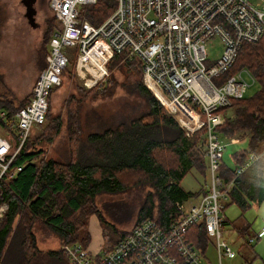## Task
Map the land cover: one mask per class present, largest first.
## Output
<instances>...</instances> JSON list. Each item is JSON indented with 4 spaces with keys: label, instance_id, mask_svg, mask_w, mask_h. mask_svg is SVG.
Instances as JSON below:
<instances>
[{
    "label": "built area",
    "instance_id": "1",
    "mask_svg": "<svg viewBox=\"0 0 264 264\" xmlns=\"http://www.w3.org/2000/svg\"><path fill=\"white\" fill-rule=\"evenodd\" d=\"M96 2L49 0L57 27L31 96L10 121L14 133L0 134V178L10 171L32 129L44 123L51 90L62 85L72 57L88 88L105 82L115 54H121V60H138L144 84L166 113L186 134L204 130L210 174L207 191L197 201L180 202L179 215L166 227L146 218L114 245H103L97 252L79 241L61 243L60 249L70 264H211L190 237L193 225H202L222 264L223 257L237 255L223 234V210L237 178L259 158L258 153L248 154L225 181L221 162L226 144L220 137L223 115L218 109L229 105L232 98L243 97L256 79L246 67L222 76L234 66L242 44L264 34V9L249 0H117L113 12L95 25L80 11L83 5ZM214 35L224 47L219 58L208 62L205 43ZM5 114L2 110L0 116ZM7 207L6 202L0 204V217ZM263 234L264 226L248 241Z\"/></svg>",
    "mask_w": 264,
    "mask_h": 264
},
{
    "label": "trees",
    "instance_id": "2",
    "mask_svg": "<svg viewBox=\"0 0 264 264\" xmlns=\"http://www.w3.org/2000/svg\"><path fill=\"white\" fill-rule=\"evenodd\" d=\"M116 5L117 0H97L94 4L83 5L80 13L99 25ZM52 18L46 21L43 67L50 38L57 27L56 17ZM121 56L115 54L109 66L119 63ZM242 67L253 73L259 89L252 96L232 98L229 105L218 109L223 115L219 127L222 133L233 138L248 136V148L233 154L236 163L251 152L259 153L264 143V34L255 42L242 44L234 66L222 78ZM74 68L75 59H71L63 79L66 72L75 74ZM132 68L142 71L141 62L124 60L119 64V69L124 71ZM106 80L92 89L103 88ZM134 84L146 98L148 111L123 124L82 135L79 111L70 108L67 149L58 158L47 156L46 147H34L36 143H52L63 126L60 116L49 120L51 98L60 86L51 90L45 121L41 125H44L43 132L37 136L36 143L30 138L22 145L10 171L0 178V199L8 204L0 220V264H38L47 262L50 257L58 259L59 264H70L60 248L40 249L34 231L36 223L54 233L60 244L79 241L87 246L91 239L89 218L96 215L104 237L112 246L146 218H153L166 227L179 215L178 204L195 194L185 190L181 181L192 169L201 173L208 169L204 130L186 134L141 79L137 78ZM30 96L31 92L18 101L0 98V109L6 112L5 117L0 116L4 134L14 133L15 127L10 121ZM235 167L222 158L221 172L225 181L233 176ZM257 167L263 190L264 162L258 161L247 171L251 178L256 177ZM241 176L236 180L238 183ZM201 191H207L204 184ZM253 191V187L247 188L248 193ZM104 195L109 197L102 200ZM131 222L133 225L129 229L118 227ZM106 227L114 230L111 232L114 234L106 233ZM190 237L202 250L203 226L193 225ZM29 253L30 259L27 258Z\"/></svg>",
    "mask_w": 264,
    "mask_h": 264
},
{
    "label": "rangeland",
    "instance_id": "3",
    "mask_svg": "<svg viewBox=\"0 0 264 264\" xmlns=\"http://www.w3.org/2000/svg\"><path fill=\"white\" fill-rule=\"evenodd\" d=\"M2 2L4 3L0 2V98L18 101L29 96L35 79L43 69L45 62L44 32L48 24L46 21L53 19V13L47 4H43L40 12V25L29 26L22 14L17 11V7L20 9L18 0H2ZM249 2L260 9H264V0H249ZM205 47L207 60L212 62L220 57L224 46L219 36L214 35L206 41ZM71 59H75V74L66 72L62 85L55 90L51 98L49 120L60 116L63 126L59 134L55 136L52 143H36L37 136L43 132V125L39 128H33L29 137L31 141L36 143L34 147H46L47 156L55 158L63 156L62 154L67 149L70 108L73 111H79L78 117L82 127V135L90 131H102V129L118 123L123 124L131 117L140 115L149 109L146 98L134 84L137 78L144 83L141 70L132 68L124 71L119 69V64L123 63L124 60L119 61V63L115 62L109 66L110 74L109 77L107 76L108 79L104 87L92 89L83 83V78L76 72V58L72 57ZM246 78L250 80L247 76ZM259 87L258 82L252 83L247 87L245 96H252ZM0 134L4 135V129L1 125ZM220 137L226 144L224 161L229 166L235 167L236 161L233 154L248 148V136L243 134L239 138H233L220 131ZM127 179L131 178L128 177ZM209 183L208 169L205 173L192 169L181 182L185 189L192 192L199 191L203 184L207 187ZM128 193H125L126 197ZM108 197L109 195H104L101 199ZM1 203L3 201L0 199ZM223 213L224 220H226L225 216L229 220V223L224 227L223 234L224 237L230 238L231 242L233 238L237 239L236 241L234 239L232 243L237 255L234 258L223 257L222 264H264V236L256 239L252 244L247 243L248 238L264 226V204L261 206L250 204L248 209L242 211L237 204L230 203L225 207ZM1 219L2 217H0ZM245 219L249 222L248 227L242 224ZM133 222L118 227L129 229ZM89 228L91 232L94 231L92 219L89 222ZM34 231L37 235L38 245L42 250L49 251L60 248L61 244H58L56 235L45 226L36 223ZM105 232L110 234L114 230L106 227ZM240 243L243 246L242 252L237 247ZM109 244L105 238L104 245ZM30 255L29 253L28 259H30ZM206 256L211 264H219L213 240L209 241V250ZM38 264H46V262Z\"/></svg>",
    "mask_w": 264,
    "mask_h": 264
},
{
    "label": "crops",
    "instance_id": "4",
    "mask_svg": "<svg viewBox=\"0 0 264 264\" xmlns=\"http://www.w3.org/2000/svg\"><path fill=\"white\" fill-rule=\"evenodd\" d=\"M258 154H259V158L254 164H256V163L258 164V161L264 162V143H263V145H262V147H261V149H260ZM237 164L238 163H236L235 166H237ZM257 169H258V167L256 168V174H255L256 177L252 176V178H251L250 174H249L250 172H248L246 170L243 173V175L241 176L240 182L238 183L236 181L235 186L232 188L233 190H232L231 195H230V201L227 203V205H229L230 203H235L241 208L242 211H244V210L249 208L250 204L257 205V206H261V205L264 204V189L263 190L260 189L261 180H260L259 171ZM263 170H264V168H263ZM263 177H264V171H263ZM251 187L254 188V191L252 193H248L247 192V188H251ZM207 188H208V186L206 187V189ZM234 188H236V189L234 190ZM185 190H187V189H185ZM203 193L204 192H202L201 188H200L199 191L195 192V194L192 197H190L192 199L188 198L184 202L197 201V200H199V198L201 197V195ZM240 199H241V202H240ZM189 200H191V201H189ZM227 205H226V207H227ZM91 219H92V223L94 224V231L92 230V232H91V229L89 228V222H90ZM225 219L227 220V221L226 220L224 221L225 225H226L227 223H229V220H228V218L226 216H225ZM89 222H88V230L90 232L91 239H90V242L87 244V247L90 249L91 252H97L99 250V248L104 245V242H105L104 230H103V228H102V226H101V224L99 222V219H98V217L96 215L90 216ZM242 224L245 227L249 226V222L246 219H245V221ZM263 236H264V234L261 237H259L258 239L262 238ZM234 239L235 238H233L232 239L233 241L231 242L230 238H227V240L230 242L231 245L234 242ZM204 240L205 241H204V244L202 246V251H203L205 257L209 260V258L206 256V254H207V252L209 250V241L210 240L206 237V235H205V239ZM236 240L237 239H235V241ZM253 242H249L247 240L248 244H252ZM58 244L60 245L59 240H58ZM237 247L242 252V249H243L242 243H240ZM40 249H42V248L40 247ZM51 250H57V249L54 248V249H51ZM46 251H48V250H46ZM47 263H49V264H59V260L50 257L47 260L46 264Z\"/></svg>",
    "mask_w": 264,
    "mask_h": 264
},
{
    "label": "flooded vegetation",
    "instance_id": "5",
    "mask_svg": "<svg viewBox=\"0 0 264 264\" xmlns=\"http://www.w3.org/2000/svg\"><path fill=\"white\" fill-rule=\"evenodd\" d=\"M48 1L49 0H18L20 9L17 7V11L22 14L29 26H39L41 6L47 4V7H49ZM0 2L4 3L2 0H0Z\"/></svg>",
    "mask_w": 264,
    "mask_h": 264
}]
</instances>
